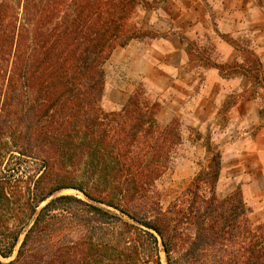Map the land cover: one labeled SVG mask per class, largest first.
Masks as SVG:
<instances>
[{
  "label": "trees",
  "instance_id": "1",
  "mask_svg": "<svg viewBox=\"0 0 264 264\" xmlns=\"http://www.w3.org/2000/svg\"><path fill=\"white\" fill-rule=\"evenodd\" d=\"M138 5L0 0V264H264V221L250 223L239 189L216 195L219 149L163 207L155 181L177 122L159 125L139 90L100 106L104 61L144 34ZM231 44L248 63H214L220 75L241 69L263 88L257 53Z\"/></svg>",
  "mask_w": 264,
  "mask_h": 264
},
{
  "label": "rangeland",
  "instance_id": "2",
  "mask_svg": "<svg viewBox=\"0 0 264 264\" xmlns=\"http://www.w3.org/2000/svg\"><path fill=\"white\" fill-rule=\"evenodd\" d=\"M144 1L146 5H138L133 18L143 36L116 45L103 63L101 108L117 110L139 90L148 103H157L159 125L177 122L181 140L155 181L163 207L206 165L211 145L221 153L217 197L239 189L250 223L263 222L264 80L263 88L253 86L241 69L222 76L214 63L247 64L245 52L240 53L231 41L248 45L257 53L264 76V0H226L224 5L223 0H198L197 4L191 0ZM247 1L251 14L263 5V36L248 34L247 29L258 22H253L254 15L248 16L251 23L243 24L240 8ZM227 9L236 10L243 22L229 20L230 14H224ZM220 25L231 31L242 27L236 31L243 32L224 33ZM22 166L28 174L37 170L39 162L29 159ZM60 193L84 197L73 188Z\"/></svg>",
  "mask_w": 264,
  "mask_h": 264
},
{
  "label": "crops",
  "instance_id": "3",
  "mask_svg": "<svg viewBox=\"0 0 264 264\" xmlns=\"http://www.w3.org/2000/svg\"><path fill=\"white\" fill-rule=\"evenodd\" d=\"M215 1H217V0H215ZM225 1L226 0H223V2H222V4L224 5V3H225ZM243 1V0H242ZM241 1V2H242ZM240 2V3H241ZM191 3H194V4H197L198 3V0H191ZM199 3H200V0H199ZM249 4L250 3H248V1H247V4H246V7L245 8H243L242 6H241V10H240V12L243 14V16H242V19L245 21V22H243V20L241 19V17H240V14H238V13H236L235 11H229L230 9H227L228 11L226 12V13H224V14H230V18H229V20H232V21H238V22H240V20L243 22V24L244 25H246V23H251L250 21H251V19L252 18H249L250 16H253L254 15V17H253V22L255 23V21L257 20L258 22H257V24H255V26L252 28V29H250V28H248L247 29V31H248V34L250 35V34H252V35H256V36H263V23H262V21H263V5L262 4H260V6H259V8H260V11L259 12H257V13H252L251 14V9L249 8ZM242 5H244V4H242ZM249 16V17H248ZM252 22V23H253ZM220 24V23H219ZM237 28H242V27H236V30H237ZM220 30L222 31V32H224V33H231V34H239V33H241V32H243L242 30H239L238 32L236 31V30H234V31H231L230 29H223L222 27H221V25H220ZM255 42H256V44L258 45V43L260 42V39L259 40H255ZM263 48V47H262ZM259 49H261V48H259Z\"/></svg>",
  "mask_w": 264,
  "mask_h": 264
}]
</instances>
